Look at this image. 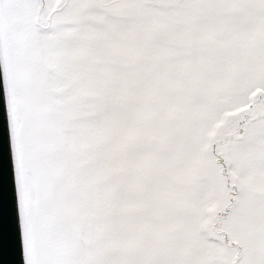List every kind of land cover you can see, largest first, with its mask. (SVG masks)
Instances as JSON below:
<instances>
[{"label":"snow or ice","instance_id":"snow-or-ice-1","mask_svg":"<svg viewBox=\"0 0 264 264\" xmlns=\"http://www.w3.org/2000/svg\"><path fill=\"white\" fill-rule=\"evenodd\" d=\"M22 264H264V0H0Z\"/></svg>","mask_w":264,"mask_h":264},{"label":"water","instance_id":"water-1","mask_svg":"<svg viewBox=\"0 0 264 264\" xmlns=\"http://www.w3.org/2000/svg\"><path fill=\"white\" fill-rule=\"evenodd\" d=\"M15 196L7 133L3 77L0 73V264H22L18 227L15 230Z\"/></svg>","mask_w":264,"mask_h":264}]
</instances>
